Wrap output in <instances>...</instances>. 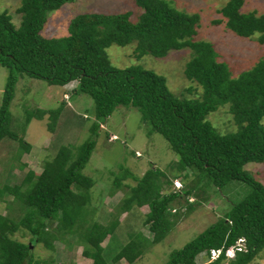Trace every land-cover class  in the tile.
I'll return each instance as SVG.
<instances>
[{"label": "trees", "instance_id": "obj_1", "mask_svg": "<svg viewBox=\"0 0 264 264\" xmlns=\"http://www.w3.org/2000/svg\"><path fill=\"white\" fill-rule=\"evenodd\" d=\"M74 1L21 0L18 27L7 12L0 13V66L8 71L0 105V142L19 139L10 130V107L21 75L60 87L77 81L71 94L89 96L95 115L87 141L76 148L60 147L52 160L44 162L40 174L30 171L20 186L0 192V197L12 193L20 208L16 218L11 213L13 205L9 213L0 214V264H38L33 248L43 244L54 250V243L65 242L68 233L77 234L82 255L92 264H109L104 252L120 222L147 207L148 212L136 223L141 228L131 230L138 232L112 258L113 264L121 260L133 264L147 244L161 243L176 225L179 213L172 209L174 202L184 198L192 211L198 201L189 202L191 196L208 191L221 194L226 187L241 190L242 197L232 201L230 210L195 239L172 251L166 264H196L202 254L210 257L212 250L220 249L215 260L203 264H250L264 249V185L244 168L264 162V59L233 77L227 64L217 61L210 42L193 40L200 16L182 12L166 0H133L142 10L136 22L130 20V12L82 13L71 20L67 36L45 37L43 30L51 13ZM243 5L244 0H229L221 9L226 27L244 38L257 33L258 42L264 45V15L242 13ZM129 44H135L137 58L147 54L162 58L172 50L189 48L192 56L184 75L201 87V97H176L165 77L141 66H112L107 48ZM226 105L237 130L221 134L208 116ZM119 107L138 110L141 122L150 127L148 136L158 133L169 143L178 157L176 174L192 177V186L175 190L173 180L157 168L150 167L142 177L121 168L123 173L113 185L129 190L117 211L125 217L105 226L92 221L90 191L95 183L83 170L94 151L98 130ZM60 114L61 108H37L27 113L26 123L48 115L52 132ZM127 178L136 184L124 186ZM227 194L233 195L231 191ZM142 228L148 229L151 239L142 234ZM27 234L28 242L16 237ZM239 240L243 242L241 252L235 258L227 257L226 251Z\"/></svg>", "mask_w": 264, "mask_h": 264}, {"label": "rangeland", "instance_id": "obj_2", "mask_svg": "<svg viewBox=\"0 0 264 264\" xmlns=\"http://www.w3.org/2000/svg\"><path fill=\"white\" fill-rule=\"evenodd\" d=\"M166 1L182 12L196 13L200 16L197 35L193 40L210 42L217 53V61L227 64L233 77L252 69L264 59V45L258 42L259 34L244 38L226 27V19L220 11L229 0ZM20 2L21 0H0V13L7 12L16 27L21 20V15L17 12ZM123 12H130V20L136 22L142 10L133 0H76L51 13L43 35L47 38L67 36L71 20L82 13ZM241 12L254 13L256 16L264 15V0H244ZM134 47L135 44H129L123 47L112 45L107 48L106 52L112 66L120 69L141 66L165 77L169 90L176 97L190 99L201 97V87L184 75L185 65L192 56L189 48L172 50L162 58L149 54L137 58L133 52ZM7 75V69L0 66V105ZM77 84V81H73L60 87L48 85L43 80L26 75L19 77L10 107L12 115L10 130L17 134L19 139L17 141L6 138L0 142V192L7 187L15 189L20 186L30 171L35 175L40 174L44 162L52 160L60 147L76 148L91 137L90 127L95 123L94 102L87 95L71 94ZM37 108L43 110L61 108V114L52 132L48 129L51 123L48 115L42 120L33 118L26 123L27 113ZM208 119L221 134L237 130L227 105L211 113ZM149 130L150 127L141 122L140 112L133 108L115 109L101 125L95 138L94 151L83 170V174L92 178L95 183L90 191L93 197L92 221L106 226L115 219H120L119 221L124 219L125 214L120 215L117 211L129 190L126 187L116 189L113 185L116 176L123 173L121 168L128 169L136 177H142L150 167L157 168L170 180L181 181L182 188L192 186V177L186 179L184 172L176 174L175 161L178 157L171 151L169 143L158 133L148 136ZM244 168L264 185V162H252ZM135 184L131 178L123 180L124 186ZM241 185L247 192L248 188ZM228 188L223 189L221 194L208 191L200 193L199 196H191L189 202L198 201L192 211L188 210L184 198L174 202L172 209L179 213L176 225L161 243L147 244L143 255L133 264H166L172 251L183 248L195 239L230 210L232 201L242 197L241 190ZM227 191H231L233 195H228ZM5 193L0 197V214L9 213L8 207L13 205L11 213L14 214L13 218H16L20 208L13 201L8 202L13 199L12 193ZM140 212L133 215L129 221L120 222L109 245L107 240L103 242L104 247L108 245L104 252L107 263L113 264V256L131 240V235L138 232L131 230L138 228L136 223L138 219L141 221L143 217L141 215L147 213L148 208L142 207ZM141 230L145 237L152 238L147 228ZM16 237L28 242L30 236L27 234L26 237L20 235ZM63 238L66 241L54 243V250L47 249L43 244H37L33 248L34 259L38 264H92L91 260L83 257L77 234L68 233ZM196 262V264L210 262V257L202 254ZM118 264L127 262L121 260ZM250 264H264V249Z\"/></svg>", "mask_w": 264, "mask_h": 264}, {"label": "built area", "instance_id": "obj_3", "mask_svg": "<svg viewBox=\"0 0 264 264\" xmlns=\"http://www.w3.org/2000/svg\"><path fill=\"white\" fill-rule=\"evenodd\" d=\"M115 138V137H114ZM173 186L175 190H180L182 189V182L179 181L178 179H175L173 181ZM243 249V242L242 240H239L237 243V246L231 247L226 251V255L229 258H233L236 255V252L241 251ZM222 253V249L220 250H212L211 251V256H210V261L215 260L220 254Z\"/></svg>", "mask_w": 264, "mask_h": 264}, {"label": "crops", "instance_id": "obj_4", "mask_svg": "<svg viewBox=\"0 0 264 264\" xmlns=\"http://www.w3.org/2000/svg\"><path fill=\"white\" fill-rule=\"evenodd\" d=\"M13 201V199L11 200V201H8V202H12ZM2 204V203H1ZM1 210V209H0Z\"/></svg>", "mask_w": 264, "mask_h": 264}, {"label": "clouds", "instance_id": "obj_5", "mask_svg": "<svg viewBox=\"0 0 264 264\" xmlns=\"http://www.w3.org/2000/svg\"><path fill=\"white\" fill-rule=\"evenodd\" d=\"M238 252H241V251H238ZM237 253V252H236ZM236 256V255H235ZM235 256L233 258H235Z\"/></svg>", "mask_w": 264, "mask_h": 264}]
</instances>
